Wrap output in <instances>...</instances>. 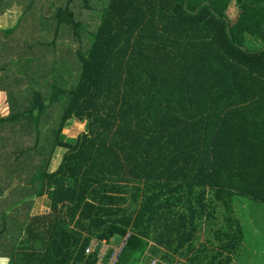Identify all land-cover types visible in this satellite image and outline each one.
<instances>
[{
    "label": "trees",
    "instance_id": "16d2710c",
    "mask_svg": "<svg viewBox=\"0 0 264 264\" xmlns=\"http://www.w3.org/2000/svg\"><path fill=\"white\" fill-rule=\"evenodd\" d=\"M78 2L52 4L39 26L56 23L53 39L32 37L15 67L24 79L0 80V105L17 101L0 111V250L95 264L91 242L120 236L115 264H234L247 242L237 200L264 205V0H107L87 48L60 56L63 26L80 40ZM25 22L0 26L2 73L16 51L2 35ZM72 121L86 132L66 142ZM44 197L51 209L33 213Z\"/></svg>",
    "mask_w": 264,
    "mask_h": 264
},
{
    "label": "rangeland",
    "instance_id": "374dc122",
    "mask_svg": "<svg viewBox=\"0 0 264 264\" xmlns=\"http://www.w3.org/2000/svg\"><path fill=\"white\" fill-rule=\"evenodd\" d=\"M107 0H90L91 9H85L83 8L82 1L79 0L78 5L80 4L82 6V10L79 8L77 15H79V18H81L82 23L84 24V28L81 30L80 40L75 39V36L73 35V32H69L66 27L63 26L61 29V38H59V41L61 44H63V48H61V51L59 53L60 56H64L67 54V52L71 51L72 54L77 52V48L79 46H82L83 49L87 48L89 40L91 42L92 36L91 33L97 28L98 22L101 18V9L104 7V4ZM66 0H3L0 1V12H4L2 15H0V26L5 29H15L16 25L18 24L19 18L23 17V20H28V22L24 24H19L20 26L16 29V31H12L8 38H5L2 35V39L4 41H10L13 42L15 46V52L14 56L11 59L12 63H14L13 66L16 67L20 63L18 56L23 57V51L26 44L31 43L32 37H40L42 40H52L54 36V30L56 28V23H54L51 27H45L44 29H40L39 22L45 23L44 21H41V16H49L51 14V6L52 4L56 5L57 7L64 5ZM38 6V9L36 7ZM46 8L44 9V7ZM24 14V16L22 15ZM228 16L232 21H237L239 17V10L236 6V2H232L229 11ZM45 25H50L46 22ZM44 25V26H45ZM23 30L20 32V30ZM94 33V32H93ZM17 39V40H14ZM258 38V37H257ZM252 38L253 43L247 44V47L250 49H259L263 46L262 40L259 38ZM251 39V38H250ZM9 44V46H10ZM31 59H23L25 62H30ZM53 60V57H51ZM50 57H46L45 60L51 62L52 60ZM55 60V59H54ZM71 61V59H70ZM72 61H75L72 59ZM71 64V63H70ZM72 66V65H71ZM65 77L68 79L69 76L65 75ZM54 76H50L46 80V85L52 81ZM75 78V76H74ZM45 81H41L40 84L44 83ZM45 86H42L40 90L46 92ZM65 101V100H64ZM63 107V102H59L57 106L56 112H53V114L46 120V124L49 128L51 127L53 122H59V117L61 114V110ZM3 116L7 117L8 113L3 112ZM86 132V123H81L78 121H72L70 124L67 125L65 131H64V139L66 142H76V139L78 138V135L80 133ZM66 153L65 150H58L57 154L53 160L50 172L55 170L56 166L59 164V162L62 161V158L64 157V154ZM37 206L42 204V201L46 200V197L36 199ZM35 200V201H36ZM243 201V202H242ZM245 206V208H244ZM40 209H45V206H41ZM236 210L239 214V216L243 219L246 235H247V247L245 251V264H264V205L261 203H257L254 201H251L246 198H239L236 203ZM117 240V244H119L121 241H123V238L120 236H115L114 240ZM204 237L201 236L199 239V244L203 242ZM105 244V243H104ZM101 245L100 252L101 254H104L107 250L106 245ZM184 260V259H181ZM185 261V260H184ZM238 262V263H237ZM236 264H239V258L237 260ZM243 262V261H242ZM241 264V263H240Z\"/></svg>",
    "mask_w": 264,
    "mask_h": 264
},
{
    "label": "crops",
    "instance_id": "0c3cea01",
    "mask_svg": "<svg viewBox=\"0 0 264 264\" xmlns=\"http://www.w3.org/2000/svg\"><path fill=\"white\" fill-rule=\"evenodd\" d=\"M2 39V38H1ZM2 41H4L2 39ZM13 58V57H12ZM11 58V59H12ZM10 65H14V63H12V61L10 62ZM14 68L12 70H7L5 72H0V80L2 81V84H8L9 81H12L13 78H20V79H24L23 78V75L21 76V72H18L17 69L15 68V66H13ZM17 89V94L16 95H19V89H21L20 87H16ZM17 104V101H12V105L10 107L6 106V107H3L2 105H0V111H3L5 113H8L9 111H14V108H15V105ZM8 107V108H7ZM3 114V113H2ZM77 140V139H76ZM59 150H62L63 149H59ZM66 151V150H65ZM57 154V153H56ZM66 154V153H65ZM64 154V155H65ZM56 156V155H55ZM62 161H63V158H62ZM61 162H59V164L56 166L55 170L51 171V173H54L56 172L60 165H61ZM53 163V162H52ZM40 199V198H39ZM37 201H35V205H34V208H33V213L35 214H45L47 213L51 208V201L46 197V200L45 201H42V204H40V206L36 205L37 204ZM41 206H45V209H40ZM115 238V237H114ZM114 238H112L110 240L109 243H106L104 242L103 244L106 245L107 247V250L106 252L104 253V260H105V257H106V254L108 253V250L112 249L113 250V254L112 256H114V254L116 255V257H118L121 249L123 248L124 246V243H125V239L123 238V241H121L119 244H117V240ZM93 241H96V240H93ZM92 241V242H93ZM91 242V243H92ZM101 244V245H103ZM100 245V244H99ZM247 245V242L244 244L243 248H242V251L240 253V257H239V264H245V251H246V246ZM91 246V245H90ZM98 247H101V246H98ZM98 249V248H97ZM30 252L28 251H19V250H12V249H1L0 250V264H27V259H25L24 257L26 255H28ZM99 253H100V248H99ZM16 254V255H15ZM22 255V256H21ZM11 256L13 257V259L11 258ZM15 256V257H14ZM19 256H21V258H19ZM111 256V258H112ZM110 258V259H111ZM109 259V261H110ZM108 261V262H109ZM243 261V262H242ZM237 262V261H236ZM236 262H234V264H236ZM238 263V262H237Z\"/></svg>",
    "mask_w": 264,
    "mask_h": 264
},
{
    "label": "built area",
    "instance_id": "2783aa9c",
    "mask_svg": "<svg viewBox=\"0 0 264 264\" xmlns=\"http://www.w3.org/2000/svg\"><path fill=\"white\" fill-rule=\"evenodd\" d=\"M99 246L98 241H93L91 243V246L88 248L87 250V254H92L95 252V249H97ZM117 261V257L114 254V256H112V258L110 259L109 262H105L104 260V254H101V252L98 254V259L96 261L95 264H115ZM141 264H168L163 262L161 259H159L158 257H150L149 259H147L146 261L142 262ZM173 264H188L186 261L184 260H178Z\"/></svg>",
    "mask_w": 264,
    "mask_h": 264
},
{
    "label": "water",
    "instance_id": "95a60500",
    "mask_svg": "<svg viewBox=\"0 0 264 264\" xmlns=\"http://www.w3.org/2000/svg\"><path fill=\"white\" fill-rule=\"evenodd\" d=\"M229 32H230V29H229Z\"/></svg>",
    "mask_w": 264,
    "mask_h": 264
}]
</instances>
